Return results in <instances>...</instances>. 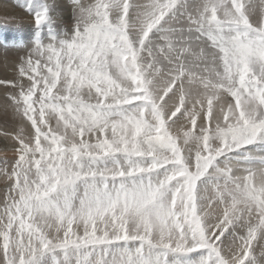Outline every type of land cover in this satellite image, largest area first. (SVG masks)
Listing matches in <instances>:
<instances>
[{
	"label": "snow or ice",
	"instance_id": "1",
	"mask_svg": "<svg viewBox=\"0 0 264 264\" xmlns=\"http://www.w3.org/2000/svg\"><path fill=\"white\" fill-rule=\"evenodd\" d=\"M20 6L0 264H264V0Z\"/></svg>",
	"mask_w": 264,
	"mask_h": 264
},
{
	"label": "rangeland",
	"instance_id": "2",
	"mask_svg": "<svg viewBox=\"0 0 264 264\" xmlns=\"http://www.w3.org/2000/svg\"><path fill=\"white\" fill-rule=\"evenodd\" d=\"M28 0H0V80L11 79L14 75L15 61L19 53L11 47L5 48V44L14 41L21 36L28 38L32 31V17L21 7ZM65 5V22L71 18L70 0H60ZM59 23V22H58ZM63 26V24H59ZM6 91L0 85V160L5 156L13 158L11 143L3 139V130L11 131L14 127V120L10 109L5 108L3 97ZM5 149H8L5 151ZM3 181V182H2ZM2 185V186H1ZM4 180L0 176V199L3 196Z\"/></svg>",
	"mask_w": 264,
	"mask_h": 264
},
{
	"label": "bare ground",
	"instance_id": "3",
	"mask_svg": "<svg viewBox=\"0 0 264 264\" xmlns=\"http://www.w3.org/2000/svg\"><path fill=\"white\" fill-rule=\"evenodd\" d=\"M3 182V181H2ZM2 186V185H1Z\"/></svg>",
	"mask_w": 264,
	"mask_h": 264
}]
</instances>
